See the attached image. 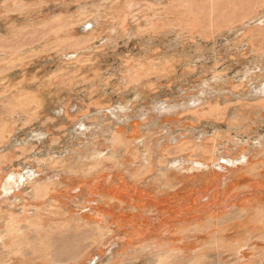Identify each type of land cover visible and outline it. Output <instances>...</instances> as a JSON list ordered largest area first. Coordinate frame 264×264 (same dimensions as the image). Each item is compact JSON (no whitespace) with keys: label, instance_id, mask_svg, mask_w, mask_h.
Segmentation results:
<instances>
[{"label":"rangeland","instance_id":"obj_1","mask_svg":"<svg viewBox=\"0 0 264 264\" xmlns=\"http://www.w3.org/2000/svg\"><path fill=\"white\" fill-rule=\"evenodd\" d=\"M264 0H0V264H264Z\"/></svg>","mask_w":264,"mask_h":264},{"label":"bare ground","instance_id":"obj_2","mask_svg":"<svg viewBox=\"0 0 264 264\" xmlns=\"http://www.w3.org/2000/svg\"><path fill=\"white\" fill-rule=\"evenodd\" d=\"M261 92H264V89H263V90H261Z\"/></svg>","mask_w":264,"mask_h":264}]
</instances>
